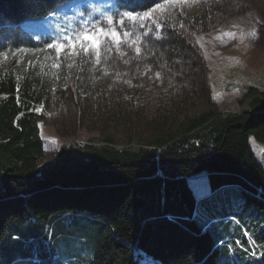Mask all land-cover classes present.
Masks as SVG:
<instances>
[{"label":"trees","instance_id":"16d2710c","mask_svg":"<svg viewBox=\"0 0 264 264\" xmlns=\"http://www.w3.org/2000/svg\"><path fill=\"white\" fill-rule=\"evenodd\" d=\"M69 1L0 0V55L55 41L67 28L60 11ZM116 1L120 14L156 11L138 21L112 18L128 42L107 62L83 57L70 84L36 65L0 73V264H140L144 256L158 264H240L221 259L222 239L211 221L198 219L188 180L207 174L216 193L242 186L264 209V168L250 145L252 137L264 144V85L234 80L223 89L241 88L248 108L221 111L201 79L209 71L203 51L176 23L185 9L177 7L176 20V0ZM44 20L63 29L45 37L24 30ZM170 80L196 87L171 88ZM155 85L170 97L153 109ZM65 102L81 126L103 137L68 141L42 167L39 108L56 111Z\"/></svg>","mask_w":264,"mask_h":264},{"label":"rangeland","instance_id":"374dc122","mask_svg":"<svg viewBox=\"0 0 264 264\" xmlns=\"http://www.w3.org/2000/svg\"><path fill=\"white\" fill-rule=\"evenodd\" d=\"M172 4L176 9L172 12L176 20L177 7L185 9L184 12L182 11L185 19H178L176 23L189 41L203 51L209 64V71L202 75L201 79L203 81L208 79L213 91V100L219 109L224 112H240L248 108L247 104L240 103L243 95L241 88L225 90L223 88L231 85L234 80L243 85H264V0H176L172 1ZM206 8L207 12H205ZM165 10L171 13L172 9ZM60 12L63 13L68 24L67 28L63 29L61 25L50 27L48 20L24 24V30L43 37L62 29L63 31L55 41L43 48L23 49L12 55L1 54L0 73L17 72L27 65H36L53 78L55 83L64 81L65 84H70L83 57L99 65L103 60L107 62L108 57L111 58L114 49L119 48L121 43L128 42L121 37V43L116 45L105 38L100 48L99 62L95 50L88 42H84V46L89 47L87 54L79 44L75 52L70 46L58 52L49 46L55 43L67 45L69 39L75 40L79 33L93 29L86 24L87 21L101 20V27L104 28L102 22L106 17L121 18L116 0H70L61 7ZM187 13L191 14L188 17L189 22L186 19ZM78 23L79 25H75ZM71 25L75 27L70 29ZM57 64L59 67L54 66ZM104 66L106 67V64ZM105 67L103 69L106 70ZM105 70L102 76L106 78L109 76V71ZM176 76L177 73L172 78ZM170 81L171 88L196 87L191 83L183 85L178 84L177 80ZM159 85L153 86L150 93L153 99L150 104L153 105V109L162 104V106L166 105L169 95L167 93L169 88H159ZM161 92L163 97L160 95ZM39 112L43 114L44 119L40 127L47 153L41 163L42 167L51 165L57 152L68 141L84 144L92 140L99 141L103 137L101 132L80 125L79 113L72 103L65 102L56 111L52 108L40 107ZM94 127L100 128L102 125L98 121ZM110 130L112 131V127ZM250 145L256 160L264 168V144L252 137ZM188 181L199 194H203L208 189L207 179L204 176L191 177ZM242 190H245L242 186L228 185L210 199L201 198L197 207L198 219L201 223L211 221V229L215 237L222 239L219 245L221 259L240 264H262L264 241L260 240V237L264 232V209H261L257 203H249L251 200L248 194ZM140 264L158 263L144 256Z\"/></svg>","mask_w":264,"mask_h":264},{"label":"snow or ice","instance_id":"6c2138e0","mask_svg":"<svg viewBox=\"0 0 264 264\" xmlns=\"http://www.w3.org/2000/svg\"><path fill=\"white\" fill-rule=\"evenodd\" d=\"M161 8L163 6H160ZM134 9L132 12H124L121 15L123 17H126L129 21H138L141 19H146L152 17L153 13L156 11V9H153L150 12H144V13H138L133 14ZM106 21L108 25H113V19L112 17H106ZM121 24H123V19L121 20ZM142 26V25H141ZM124 37H128L129 33L125 32ZM105 38L111 40L116 45H119L121 43V35L118 33L114 27H110L109 29H104L102 27L93 26V29H86L83 32L79 33L75 40L69 39V43L67 45L62 43H55L53 45H50L49 47L55 48L58 52H62L65 47H71L73 52L76 51L77 45L79 44L80 47L84 49L85 54L89 51V47L84 46V42H88L89 46L95 50L97 62H99V56H100V48L101 45L104 43ZM23 51V50H22ZM137 52H139V48L136 49ZM78 54V53H77ZM55 67H59V65H54Z\"/></svg>","mask_w":264,"mask_h":264},{"label":"crops","instance_id":"0c3cea01","mask_svg":"<svg viewBox=\"0 0 264 264\" xmlns=\"http://www.w3.org/2000/svg\"><path fill=\"white\" fill-rule=\"evenodd\" d=\"M200 176H204V177H206V179H207V184H208V189H207V191H205L203 194H199V193H197L196 192V190L193 188V187H191L192 188V190H193V192H194V194H195V196H196V198H197V200H198V202L201 200V198H204V199H210L216 192L212 189V187H211V184H210V180H209V177H208V175L207 174H200V175H197V176H194V177H200ZM190 179V178H189ZM190 184V183H189ZM191 186V185H190Z\"/></svg>","mask_w":264,"mask_h":264}]
</instances>
